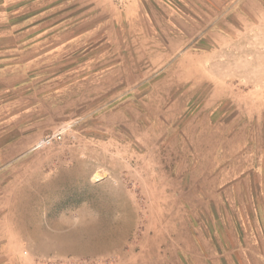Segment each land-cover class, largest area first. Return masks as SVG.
<instances>
[{"label": "rangeland", "instance_id": "obj_1", "mask_svg": "<svg viewBox=\"0 0 264 264\" xmlns=\"http://www.w3.org/2000/svg\"><path fill=\"white\" fill-rule=\"evenodd\" d=\"M139 5L140 73L103 36L27 56L0 10V264H264V0Z\"/></svg>", "mask_w": 264, "mask_h": 264}, {"label": "crops", "instance_id": "obj_2", "mask_svg": "<svg viewBox=\"0 0 264 264\" xmlns=\"http://www.w3.org/2000/svg\"><path fill=\"white\" fill-rule=\"evenodd\" d=\"M17 0H0V10H9L13 15L15 14L17 8L18 10H23L22 19L17 20L18 24H24V40H27L25 48L22 50L23 53L27 56H35L41 55L42 53L34 52L37 50L36 42L45 39L48 42H55V46L51 47V51L58 53V55L64 56V51L69 50L67 48H72L74 51L76 47L80 46V42L82 41H91L100 39L99 36H103V41H109L112 45L114 42L120 41V45L118 46L119 50L114 49L112 52L107 49L104 54H97V56L102 57H114L115 60L110 63L106 62L105 66L101 68H96V70L108 71L118 69L122 72H135L140 73L142 65L139 63L138 57L139 54L135 51L138 50V44L133 48V45L129 43L131 40L137 41L138 37H143V35L131 34L132 38L128 33H124L119 31V27L129 22L130 19H125L126 22H123L121 19H117V16H121L123 12L133 7V5H139L142 8L143 0H18L19 6L16 5ZM88 9H97L101 10L103 5H107L109 10L111 11V15L107 17V19L99 18L94 16L90 18V16H85V10H81L83 8ZM99 8V9H98ZM115 13L118 14L115 16ZM12 15V17H14ZM12 24L16 23V21H12ZM100 24H107L108 27L116 26L115 29H106L103 34H97V28L94 26H98ZM119 26V27H118ZM44 27L50 28L46 35L42 36H33V32H37L38 30L43 29ZM113 30V32H110ZM119 33H118V31ZM183 44L185 45V34L183 36ZM101 44H96L93 47L96 48ZM186 48L185 46H183ZM157 53L156 49H152ZM185 52V51H184ZM96 53V52H95ZM175 53V52H174ZM173 53V54H174ZM183 54V53H181ZM172 54H168L171 56ZM91 56L95 57V54ZM185 56V54H183ZM166 57V56H165ZM135 58V61H133ZM104 67V68H103ZM103 68V69H102ZM127 83V82H126ZM134 83V82H130ZM142 81L133 84L131 89L134 88L138 90L139 85H142ZM137 95V94H136ZM128 95L126 94L125 97ZM138 98V96H137ZM140 99V96H139ZM26 116V114H23ZM124 114V118L128 120Z\"/></svg>", "mask_w": 264, "mask_h": 264}, {"label": "built area", "instance_id": "obj_3", "mask_svg": "<svg viewBox=\"0 0 264 264\" xmlns=\"http://www.w3.org/2000/svg\"><path fill=\"white\" fill-rule=\"evenodd\" d=\"M68 129V126H61L58 128L56 131H54L51 134H47L43 136L41 139H39L36 144L35 148L39 147H45L50 144L56 143V142H61L64 138L65 131Z\"/></svg>", "mask_w": 264, "mask_h": 264}, {"label": "bare ground", "instance_id": "obj_4", "mask_svg": "<svg viewBox=\"0 0 264 264\" xmlns=\"http://www.w3.org/2000/svg\"><path fill=\"white\" fill-rule=\"evenodd\" d=\"M121 218V217H120Z\"/></svg>", "mask_w": 264, "mask_h": 264}]
</instances>
